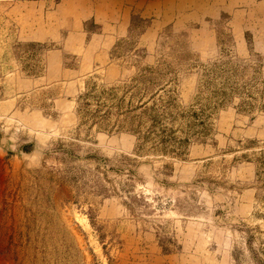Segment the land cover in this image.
Segmentation results:
<instances>
[{"label": "rangeland", "instance_id": "374dc122", "mask_svg": "<svg viewBox=\"0 0 264 264\" xmlns=\"http://www.w3.org/2000/svg\"><path fill=\"white\" fill-rule=\"evenodd\" d=\"M262 1L0 0V264H264Z\"/></svg>", "mask_w": 264, "mask_h": 264}, {"label": "crops", "instance_id": "0c3cea01", "mask_svg": "<svg viewBox=\"0 0 264 264\" xmlns=\"http://www.w3.org/2000/svg\"><path fill=\"white\" fill-rule=\"evenodd\" d=\"M120 1V0H87L85 2V6L82 10H74V12L77 14V16L82 17L85 21H88L90 19H95L98 22L101 23H111L112 18L115 17L116 10L113 9L112 4ZM88 5V7H87ZM261 6H258V12L264 14V0L260 4ZM129 20L122 19L121 23L122 28H127Z\"/></svg>", "mask_w": 264, "mask_h": 264}]
</instances>
